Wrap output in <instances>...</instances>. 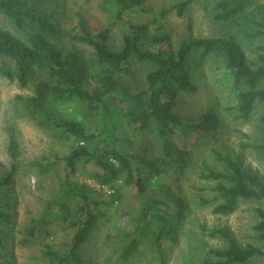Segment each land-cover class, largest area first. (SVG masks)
<instances>
[{
    "label": "trees",
    "instance_id": "trees-1",
    "mask_svg": "<svg viewBox=\"0 0 264 264\" xmlns=\"http://www.w3.org/2000/svg\"><path fill=\"white\" fill-rule=\"evenodd\" d=\"M104 10L117 20L124 12L140 8L147 0H102ZM195 0H185L163 13L173 11L183 16ZM212 6V20L228 28L253 23L258 27L252 38L264 36V18H250L252 0H207ZM57 0H0V77L21 88H32L33 93L21 98L26 114L43 130L56 134L61 142H71L70 153L62 161L66 177L59 195L50 200L39 218L33 221L23 239L28 245L40 238V232L49 218L67 222L74 234L70 249L59 253L47 246L45 256L50 264H81L84 245L105 216L103 206L120 200L114 193L104 198L102 190L72 180L83 160L95 163L100 173L93 180L101 188L110 187L119 176L127 174V184L137 187L143 197H150L143 205L142 222L157 224V241L177 244L180 233L193 213L185 181L194 167V154L184 141L197 133L218 137L223 134L224 119L220 103L213 95L193 116L179 111L182 95L207 91L206 62L213 56L223 58L235 88L238 105L233 109L238 117L250 119L257 105L264 104V54L251 59L236 34L192 38L175 45L165 33L151 34L146 24L126 25L123 47L110 45L111 30L94 33L86 20L80 17L78 31L67 32L58 23ZM66 40L68 43H66ZM93 50L86 55L77 45ZM264 50V48L262 49ZM142 73V87L133 89L130 78ZM86 107L89 115H96L103 123L100 134L91 133L85 124L64 117L62 107L73 102ZM117 101L120 108H110ZM113 115L126 118L138 132L151 133L160 143V153L149 158L127 151L129 144L113 143L101 146L100 135ZM263 137L254 147L264 161V117L260 120ZM13 161L7 176H0V221L8 222L2 202V190L13 184L18 172L19 148L16 140L9 142ZM214 160L224 167L215 171L205 164L199 180L215 184L212 193L215 203L196 191L197 203L209 207L214 216H230L241 201H255L264 205V178L257 170L245 166L241 159H232L214 151ZM35 167H44L37 163ZM165 174L173 176L176 190L158 186L160 194H150L149 187ZM193 192V191H192ZM195 192V193H196ZM174 210L171 212L170 207ZM259 218L254 226L258 243H242L225 227L202 230L211 238L220 239L224 246L212 249L198 264H264V209H256ZM139 230L124 248L122 257L127 261L141 245L147 228ZM4 240L0 233V251Z\"/></svg>",
    "mask_w": 264,
    "mask_h": 264
},
{
    "label": "rangeland",
    "instance_id": "rangeland-1",
    "mask_svg": "<svg viewBox=\"0 0 264 264\" xmlns=\"http://www.w3.org/2000/svg\"><path fill=\"white\" fill-rule=\"evenodd\" d=\"M58 23L68 31L76 33L78 22L83 17L94 33L105 29L111 30L110 45L115 49L123 47V34L126 25L146 24L151 34L167 33L175 45L190 37H214L228 33L236 34L251 59L258 54H264V36L256 39L252 35L258 27L253 23H243L242 26L228 28L220 26L212 20V6L207 0H195L183 16L175 11L163 17V13L185 0H147L140 8L124 12L117 20L103 8L102 0H57ZM250 18H264V0H252ZM0 24L6 20L0 16ZM66 43L67 40H66ZM77 47L86 55H93V50L82 44ZM207 76V91L200 90L194 95H182L179 100V111L193 116L197 110L213 95L220 103V112L224 119L223 134L217 136L197 133L185 144L194 158V167L185 181L189 192L192 215L180 233L177 244L171 241H157V224L147 225L142 222L143 205L150 197L139 194L137 187L127 184V174L123 173L110 187L101 188L94 182L95 174L100 169L95 163L83 160L79 170L72 180L79 184H88L102 190L104 198L117 193L121 198L111 206H103L105 216L84 245L81 253V264H198L206 258L212 249L224 246L217 238H211L202 230L228 228L242 243L252 242L263 246L256 238L254 226L259 218L257 208L264 205L255 201H241L238 209L230 216H214L209 207H201L197 203L198 190L203 193L211 204L215 194L212 189L215 184L198 179L203 164L215 171H223L224 167L214 160V151L232 159H241L246 167L257 170L264 178V161L254 147L262 140L260 120L264 117V104L257 105L248 121L239 118L233 109L238 105L237 93L232 76L223 58L211 57L205 65ZM142 73L130 78L133 89L142 87ZM33 93L32 88L23 89L17 83H11L0 77V176H7L13 163L9 155V142L13 138L19 148L18 172L13 184L2 190L1 198L8 222L0 221V233L4 240V249L0 251V264H50L46 258L47 246L59 253L70 249L74 230L67 222L49 218V223L40 232V238L32 244L24 245L25 231L37 220L47 203L57 197L66 177V166L62 159L70 153L71 142H61L56 134L40 129L25 112L21 98H27ZM117 101H112L110 108H120ZM64 117L82 122L94 134H100L103 123L96 115H89L86 107L79 102L63 106ZM115 138L123 141L117 143L125 146L132 154H143L154 158L160 153V143L151 133L136 131L128 124L126 118L114 116L107 123V128L100 135L101 146L113 143ZM43 165L40 168L33 164ZM171 186L176 190L173 176L165 174L154 181L149 187L150 194L159 195L158 186ZM193 191V192H192ZM196 192V193H195ZM172 206L170 211L172 212ZM150 230L144 234L141 245L135 253L125 261L122 253L132 238L139 235L143 228Z\"/></svg>",
    "mask_w": 264,
    "mask_h": 264
}]
</instances>
